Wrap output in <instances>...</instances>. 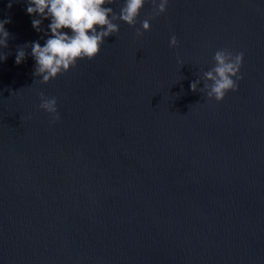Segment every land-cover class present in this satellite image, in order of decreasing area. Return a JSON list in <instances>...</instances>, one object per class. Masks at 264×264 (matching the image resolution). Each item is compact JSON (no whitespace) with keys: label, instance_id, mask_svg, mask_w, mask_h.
I'll return each instance as SVG.
<instances>
[{"label":"water","instance_id":"95a60500","mask_svg":"<svg viewBox=\"0 0 264 264\" xmlns=\"http://www.w3.org/2000/svg\"><path fill=\"white\" fill-rule=\"evenodd\" d=\"M9 2L0 264H264V0H168L158 16L146 0L135 26L117 21L94 59L47 83L30 47L15 57L51 21L37 32L27 0ZM220 49L244 53L243 79L217 102L201 89Z\"/></svg>","mask_w":264,"mask_h":264},{"label":"clouds","instance_id":"9594fccd","mask_svg":"<svg viewBox=\"0 0 264 264\" xmlns=\"http://www.w3.org/2000/svg\"><path fill=\"white\" fill-rule=\"evenodd\" d=\"M13 0L8 7L11 8ZM116 0H27L26 12L30 16L39 15V19H32V27L42 31L44 19H50L48 36L43 46L36 41L23 46H18L15 63L21 64L27 53L25 48H31V56L35 60L33 75L42 77V83L55 79L58 75L66 73L74 67L78 60L94 59L101 51L105 38L117 33L122 21L129 26H135L141 9L146 0H123L119 12L114 11L111 5ZM156 16L166 12L168 0H151ZM10 20L0 21V47H8L10 33L6 31L5 24ZM143 31L150 30V23L146 19L142 22ZM65 29L70 30L68 32ZM143 31L136 30L137 36H142ZM47 35V33H45ZM178 41L175 35L170 39L169 46L175 47ZM244 53L220 49L213 56L214 67L203 73L204 86L201 89L208 99L222 101L229 91L238 90V81L243 79L240 74ZM4 55L0 60H6ZM200 80L193 81L190 88L196 92ZM39 108L52 115V122L60 119L57 111V99L40 94Z\"/></svg>","mask_w":264,"mask_h":264}]
</instances>
